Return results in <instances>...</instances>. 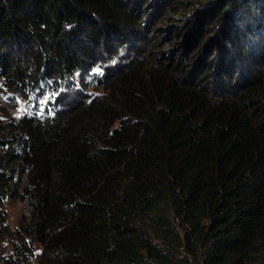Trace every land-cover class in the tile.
Masks as SVG:
<instances>
[{
    "label": "trees",
    "instance_id": "obj_1",
    "mask_svg": "<svg viewBox=\"0 0 264 264\" xmlns=\"http://www.w3.org/2000/svg\"><path fill=\"white\" fill-rule=\"evenodd\" d=\"M0 264H264V0H0Z\"/></svg>",
    "mask_w": 264,
    "mask_h": 264
},
{
    "label": "rangeland",
    "instance_id": "obj_2",
    "mask_svg": "<svg viewBox=\"0 0 264 264\" xmlns=\"http://www.w3.org/2000/svg\"><path fill=\"white\" fill-rule=\"evenodd\" d=\"M5 98L4 100L8 101L9 104L14 107L13 110H10V108L6 107L5 111L8 113H12L15 116L22 115L23 113L27 112L29 110V107H25L24 102H19L17 99H15L13 96L10 95H4ZM9 98H14L15 100L9 99ZM9 99V100H8ZM8 217L11 221L12 224H15V220L17 218L18 213L20 212L21 209V204L18 202L15 203H9L6 205Z\"/></svg>",
    "mask_w": 264,
    "mask_h": 264
}]
</instances>
